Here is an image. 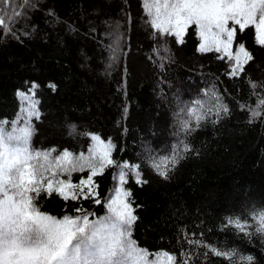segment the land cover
I'll return each mask as SVG.
<instances>
[{
  "label": "trees",
  "instance_id": "1",
  "mask_svg": "<svg viewBox=\"0 0 264 264\" xmlns=\"http://www.w3.org/2000/svg\"><path fill=\"white\" fill-rule=\"evenodd\" d=\"M36 4L38 10L29 12L30 18L14 29L22 42L8 35L0 38V119L18 114L17 90L36 82L41 118H32V148L55 149L51 159L65 149L79 156L96 133L114 145L111 159L141 166L148 183L138 185L130 175L125 184L133 206L140 205L132 228L138 245L166 250L177 260L182 251L191 252L193 264H230L223 255L209 254L205 259L207 248L186 242L201 240L222 252L235 249L252 255L254 264H264V234L253 227L248 229L254 233L249 238L235 227H223L228 217L253 223L250 214L264 210V115L250 118L242 107L264 112L248 84L249 79L264 82V46L257 43L254 28L237 31L234 43H243L253 60L244 73L231 77L234 57L230 60L215 50L199 52L201 39L194 25L183 44L174 35L151 29L144 0H36ZM24 31L30 35L24 37ZM116 36L119 47L113 58L109 45ZM50 83L56 84V91ZM213 89L229 114L216 123L210 122L216 119L214 114L206 116L188 137L193 151L168 179L157 175L149 164L164 170L168 161L161 157L169 156L172 146L184 138L174 133L184 121L194 127L195 116L215 105ZM196 99L203 101V109L192 104ZM190 107L196 109L192 115L187 112ZM115 171V165L106 166L94 177L98 194L94 198L66 201L42 194L38 207L55 217L77 215V208L90 217L99 216L106 212ZM88 173L85 168L70 178L78 182ZM95 198L103 203H94ZM234 264H241L238 257Z\"/></svg>",
  "mask_w": 264,
  "mask_h": 264
},
{
  "label": "snow or ice",
  "instance_id": "2",
  "mask_svg": "<svg viewBox=\"0 0 264 264\" xmlns=\"http://www.w3.org/2000/svg\"><path fill=\"white\" fill-rule=\"evenodd\" d=\"M0 6H3L0 12V38L8 35L21 41V36L14 29L22 20L30 18L29 12L38 10L36 0H0ZM143 7L146 17L150 18L146 19V23L151 29L159 35H174L179 44L184 43L186 31L194 25L201 38L197 49L201 53L224 51L231 60V46L237 31L243 33L250 27L255 30L257 43L264 46V0H163L162 3L161 0H153L152 3L145 0ZM22 35L28 37L30 33L24 31ZM119 39V36L114 37V43L109 45L113 58L119 47ZM234 59L235 64L228 73L231 77L244 73L245 65L253 60V56L241 43ZM248 84L253 95L257 96L258 107L264 108V82L249 79ZM38 87L36 82H32L28 88L18 89L16 95L21 98L22 104H27V110L21 108L15 120L0 119V264H165L162 257L167 258V264H193L191 252L182 251L181 259L177 260L174 254L166 251L149 253L138 247L131 237L132 228L139 219L135 211L140 205L134 207L131 191L122 187L115 189L116 198L105 203L106 215L95 220L90 219L91 214L85 213L82 208L75 209L77 215H65L63 218L40 211L38 198L42 194L58 195L66 201L94 198L98 195L94 177L102 173L106 166L115 165L120 169L121 185L126 184V177L130 174L138 185L143 186L148 181L142 178L140 165H130L127 161L121 164L111 159L114 147L111 140L103 144L101 138L94 134L91 139L103 144L100 159L94 160L83 153L74 156L65 149L55 156V167L60 175L66 174L69 178L55 179L58 173L52 172L51 164L46 167L39 161H48L56 150H35L31 147V137L35 134L32 118H41L39 101L35 100ZM49 87L52 91L57 89L55 83H50ZM204 94L208 95L209 90H204ZM212 94L215 105L204 114L195 116V126L184 121L174 133L184 138L172 146L169 156L161 157L168 161L164 170H160L159 165L149 164L157 175L168 179L176 165L193 151L188 137L200 127L206 116L214 114L216 119L210 122L216 123L221 115L229 114L227 104L220 103V94L214 89ZM192 104L204 108L201 99L194 100ZM242 107L249 111L250 118L264 115V112L250 105ZM124 111L126 113L127 108ZM195 111V107L187 109L189 115ZM25 115L27 120L24 119ZM85 168L89 169L86 179L73 183L71 174L83 172ZM50 172L51 175H48ZM94 203L103 202L95 198ZM250 217L253 223L240 217H228L223 227H235L249 238L254 233L248 229L253 227L255 233L264 234V210L254 211ZM186 242L207 248L205 259L211 254L227 256L230 264H234L237 257L241 264H254L255 261L252 255H240L235 249L222 252L214 246L203 244L201 240L188 239ZM150 256L156 259L150 261Z\"/></svg>",
  "mask_w": 264,
  "mask_h": 264
},
{
  "label": "rangeland",
  "instance_id": "3",
  "mask_svg": "<svg viewBox=\"0 0 264 264\" xmlns=\"http://www.w3.org/2000/svg\"><path fill=\"white\" fill-rule=\"evenodd\" d=\"M147 2L148 3H152L153 2V0H147ZM163 2V0H161V3ZM144 3H145V0H144ZM201 39V38H200ZM200 42H201V40H200ZM238 46H239V44H235L234 42H233V44H232V46H231V51H232V54H233V57H235V54H236V51H237V49H238ZM221 52H223L224 54H225V52L224 51H221ZM241 55H242V53H241ZM234 64H235V59H234ZM21 99V98H20ZM35 100H37L36 98H35ZM21 108H24L25 110H27V104H22L21 103ZM21 108H20V110H21ZM39 110V109H38ZM20 112V111H19ZM18 112V113H19ZM17 116H18V114L13 118V119H8V120H15L16 118H17ZM7 119V118H6ZM24 119L25 120H27V116L25 115L24 116ZM21 126H23V124H21ZM97 135L96 133H92L91 135ZM99 136V135H98ZM100 137V136H99ZM101 138V137H100ZM101 141L103 142V144H106L108 141H106V140H103L102 138H101ZM103 144L101 143V142H98V141H93L92 140V144L90 145V147L88 148V150H86V151H82V152H80V154L81 153H83L84 154V156H91L94 160H99L100 159V151H101V149L103 148ZM34 149V148H33ZM90 149L92 150V151H90ZM35 150H41V149H35ZM79 154V155H80ZM110 158H111V156H110ZM125 161H127V162H129L128 160H121V161H119V163H121V164H123ZM39 163H42V164H44L46 167L49 165V164H51V166H52V172H57L56 170H57V168L55 167V158L54 159H51V158H49V160L48 161H43V160H41V161H39ZM129 164L131 165V164H133V163H130L129 162ZM99 169H97V171H98ZM119 171H120V169L119 168H117L116 167V171H115V178H114V184H113V186H112V189H111V191H110V195H109V197H108V199H107V201H109L110 199H114V198H116V196H117V193L115 192V189L117 188V187H122V188H124V189H126L127 190V188H126V186H125V184L124 185H121L120 184V180H119ZM48 175H51V172L50 173H48ZM131 175V174H130ZM129 175V176H130ZM129 176H127L126 177V181H127V179L129 178ZM131 176H133V175H131ZM134 177V176H133ZM135 178V177H134ZM55 179H64V178H62L61 176H56L55 177ZM83 179H86V177H84ZM80 181V180H79ZM79 181L78 182H73V183H79ZM106 201V202H107ZM106 213H107V209H106V212L105 213H103V214H101V215H99V216H93V217H90V219H93V220H95V219H98V218H100V217H103V216H105L106 215ZM50 215V214H49ZM53 216V215H52ZM65 216V215H64ZM69 216H73V215H69ZM57 218H63V216L62 217H57ZM132 238V237H131ZM133 239V238H132ZM134 240V239H133ZM138 247L140 248V249H145V248H143L142 246H140V245H138ZM147 250V249H146ZM149 253H155V252H161V253H163V252H165L166 250H154V251H149V250H147ZM167 252V251H166ZM169 253V252H168ZM154 259H156V257H154V256H150L149 257V260L151 261V260H154ZM162 259L164 260V262H165V264H167V258L166 257H162Z\"/></svg>",
  "mask_w": 264,
  "mask_h": 264
}]
</instances>
